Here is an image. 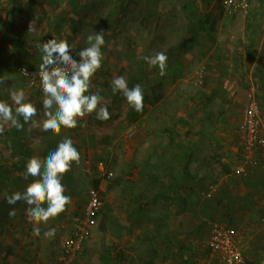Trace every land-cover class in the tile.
Here are the masks:
<instances>
[{"label":"rangeland","instance_id":"rangeland-1","mask_svg":"<svg viewBox=\"0 0 264 264\" xmlns=\"http://www.w3.org/2000/svg\"><path fill=\"white\" fill-rule=\"evenodd\" d=\"M175 3L182 7L161 14L155 0H0V77L5 81L0 84V101L7 102L14 112L9 91L23 90L26 101L37 107L33 119L40 124L36 127L30 121L20 135L11 122L0 120L4 129L0 134V264H31L36 260L49 264H161L157 260L163 264H225L223 254L208 243L216 224L237 233L243 256L236 264H249L245 255L252 259L257 252L264 253L262 214H241L240 223L230 222V209L223 214L210 211L214 205L221 209L224 199L220 200L218 191L209 197L207 190L182 195L171 189L172 176L156 174L159 168L153 165L161 162L168 169L165 164L172 162L173 145L167 139L176 135L173 126L184 130L189 126L195 141L190 157L193 162H221L229 168L227 172L223 167L221 173L235 172L233 176L243 177L251 175L259 163L264 165V152L259 154L257 165H245L242 158V125L251 89L256 92L264 127V0H248L246 12L227 11L222 0ZM191 3L196 11L189 14L183 7ZM32 21L36 30L28 31ZM96 31H103L104 60L92 77L90 90L99 91L101 106L107 107L110 118L100 121L93 113L79 119L76 128L62 129L59 135L44 132L43 94L30 87L20 67L39 66L42 54L37 45L51 38L66 40L76 56ZM14 38L18 46L11 42ZM192 38L195 41L190 43ZM183 43L187 46L181 49ZM216 49L234 62L231 70L223 69L228 73L229 87L202 102L209 80L207 53ZM157 52H171L179 62L185 56L193 61L189 66L178 62L176 69L174 60L168 59L166 75L160 76L158 67H150L141 59ZM118 76L125 77L130 88L163 84L164 99L137 113L121 93H112L111 82ZM176 91L183 101L178 99L171 110L170 97ZM180 115L189 122L175 125ZM19 119L24 123L22 117ZM26 129H30L28 134ZM66 137L72 139L81 156L79 164L73 162L62 179L71 203L57 218L38 225L41 234L37 237L28 221V205L23 201L9 205L5 194L22 192L35 179L24 178L26 168H15L22 153L29 159H44ZM100 162L113 176L99 171ZM240 167L248 174L240 173ZM96 181L102 186L104 208L89 242L72 259L63 249V240L71 233L73 220ZM251 194L247 189V198H243L247 206L256 202ZM260 201L250 207L264 208L263 194ZM12 209L16 214L10 217ZM53 228L54 237L45 238L44 233ZM172 229L176 233L172 238L167 235L160 240L155 236L157 231L174 234ZM255 240L260 244L252 243Z\"/></svg>","mask_w":264,"mask_h":264},{"label":"clouds","instance_id":"clouds-1","mask_svg":"<svg viewBox=\"0 0 264 264\" xmlns=\"http://www.w3.org/2000/svg\"><path fill=\"white\" fill-rule=\"evenodd\" d=\"M33 21L28 26V31H35ZM88 47H85L76 55H72V48L66 40L48 39L42 45H37L41 52L42 62L39 65L38 75L43 92L42 106L44 116L42 130L59 135L62 129H74L78 126V120L95 113L96 119L107 121L110 113L106 106H101L102 96L99 91L91 93L92 77L102 67L104 54L102 47L105 44L103 31L95 32L87 37ZM150 67H158L159 75H166L168 57L164 52H157L153 56L141 57ZM4 78L0 77V84ZM113 94L121 93L128 106L137 113L143 111L144 93L140 84L133 87L123 76L114 78L111 82ZM11 101L16 106L13 108L5 101H0V120L11 122V126L22 130L24 124L30 121L33 126L40 124L33 118L37 116V107L26 101L23 90L12 89L9 91ZM22 117L23 122H20ZM30 130V129H29ZM4 131L0 127V134ZM81 159L79 151L74 147L71 138H65L58 143L56 148L44 158L32 157L26 164V170L22 175L25 179L35 178L26 185L25 189L12 195L5 194L9 205H15L23 201L28 205L27 217L33 224V234L40 236L41 223L47 224L57 218L71 203V197L65 195V187L62 183L63 176L71 170L73 162L79 164ZM46 205V206H45ZM15 209L9 212V216H15ZM55 229H49L44 233L45 238H52Z\"/></svg>","mask_w":264,"mask_h":264},{"label":"crops","instance_id":"crops-1","mask_svg":"<svg viewBox=\"0 0 264 264\" xmlns=\"http://www.w3.org/2000/svg\"><path fill=\"white\" fill-rule=\"evenodd\" d=\"M157 3L156 6L159 11H161V14H165L164 10L166 13L168 11H171L172 7H175L177 9H180V7L175 3V0H155ZM183 9L189 10L187 11L189 14L194 13V9L196 11V8L193 6L191 3L190 5L184 6ZM172 12V11H171ZM216 49V53L212 50H209L208 57L206 61L208 62L206 64L207 67V78L208 80V85H206V89L204 90V96L201 101H205L207 97H214L216 94H222V90H227L229 87V77L228 73L224 72L228 71V69H232L234 66V62L228 59H225L221 56L220 51ZM169 60H174L175 68H178V58L173 56V53L169 52L166 54ZM192 58L190 56H185L183 59H180L181 64L188 65ZM193 61V60H192ZM188 68V67H186ZM224 69V70H223ZM223 70V71H222ZM178 82H175L172 84L173 87H176L178 85ZM178 95V91L175 92L170 97L169 103L171 104V110L172 106H175L178 104V99L183 101ZM164 99V98H163ZM210 102V101H208ZM174 109V108H173ZM191 110V109H190ZM208 111V110H207ZM227 111V117L229 115V110ZM174 111H171L173 113ZM182 118V119H180ZM175 125H178L179 122L185 123L189 122L188 117L184 118V115H180L176 118ZM176 131L174 134L175 136H172L170 134V138L167 139V142L171 145H173L172 149V162H169V165L165 164V167L168 169H164V166L161 162H153V165L155 166L156 170L159 168L158 172L156 174H163L164 176L171 175L172 178L170 179L171 181L169 184L171 185V189L173 187V190L180 191L182 195H191L194 193L193 190L199 192L200 190H208L209 186L212 185L213 183H219L216 184L218 186V196L220 200L224 199L223 203H221V209L220 206L214 205L211 212H218L216 210H219L220 214H223L222 212L230 209L229 214L232 216V219L230 218V222L233 221V223H240L239 222V217L241 214H247L250 213L253 216L260 215L262 214L264 216V208H261V206L258 208H253L250 206H255L259 205L260 199H261V194L264 195V165L262 163L256 162L255 164L257 165L255 168L253 167L250 171L251 175H247V177H243L244 175H235L234 174H228V173H221L222 168L224 167L223 163L219 162H193V160L190 159L191 154L194 150V139L190 135L189 131V126L186 127L184 130L181 126H173ZM27 134L29 133V129L26 131ZM263 132H264V127H263ZM24 134V133H23ZM172 136V137H171ZM156 150L159 151V148ZM149 163V162H148ZM148 163L145 165L148 167ZM171 163V164H170ZM150 165V163H149ZM146 167V169H147ZM246 167V166H245ZM245 167H240L239 171L240 173L243 174H248V170L244 169ZM201 169V170H200ZM224 169L227 171L229 168L224 167ZM244 169V171H241ZM200 170V171H198ZM234 171V170H233ZM229 172V171H227ZM166 174V175H165ZM226 174V175H224ZM256 174V176H254ZM253 175V176H252ZM238 177V178H237ZM255 177V178H254ZM254 178V179H252ZM237 179V180H236ZM238 180L241 181L242 184L238 182ZM244 184V185H243ZM220 185V187H219ZM245 187V188H244ZM241 188H244V190H241ZM247 189H250L252 192L250 198H254L256 202H252L250 205L248 200L247 204L250 206H247L244 204L243 198H247L245 194L247 193ZM240 195H243L241 197ZM238 200H240L238 202ZM243 200V202H242ZM243 207V208H241ZM244 207L248 208L249 211L245 210ZM187 213V211L185 212ZM264 219V217H263ZM264 221V220H263ZM174 234L172 233L169 235V238H172L176 235L175 230L172 229ZM240 243V242H239ZM252 243H257L256 245L260 244V240H255ZM262 245H264V240L262 241ZM263 252V251H261ZM259 253L257 252V255H251L253 256L252 259H249L247 255H245L246 261H248L249 264H264V253ZM255 254V253H252ZM263 254V255H260ZM243 256V255H242ZM21 261V259L19 260ZM163 264L161 260H157L156 263ZM169 262V260H167ZM172 264V263H171Z\"/></svg>","mask_w":264,"mask_h":264},{"label":"built area","instance_id":"built-area-1","mask_svg":"<svg viewBox=\"0 0 264 264\" xmlns=\"http://www.w3.org/2000/svg\"><path fill=\"white\" fill-rule=\"evenodd\" d=\"M224 8L231 12H246L249 4L248 0H223ZM87 45L86 47H88ZM76 59L79 57L73 56ZM39 68L29 69L20 67L19 72L27 80L31 88L43 94L40 86V77L38 75ZM91 93L97 92L95 88L90 90ZM243 145L242 158L245 165H254L258 161L259 154L264 152V132L263 118L259 103L256 98V92L251 89L248 93V103L244 110V121L242 125ZM91 168V167H90ZM99 171L104 175L113 176L104 162L99 163ZM241 171H244L242 169ZM218 191V187L214 184L210 185L207 196H211ZM104 208L102 198V186L93 185L89 191V198L82 211L77 214L73 220V228L71 233L63 240V249L72 259L79 255L85 245L89 242L92 231L97 223L98 216ZM209 246L216 252H221L225 260V264H236L241 259L242 252L237 233L234 229L216 224L213 226ZM31 264H49L42 260H36Z\"/></svg>","mask_w":264,"mask_h":264},{"label":"trees","instance_id":"trees-1","mask_svg":"<svg viewBox=\"0 0 264 264\" xmlns=\"http://www.w3.org/2000/svg\"><path fill=\"white\" fill-rule=\"evenodd\" d=\"M223 1V0H222ZM195 39L192 38V40L190 41V43L194 42ZM15 46H18V39H12L11 41ZM187 46V44H182L180 46L181 49L185 48ZM22 67H27L29 69L32 68H39V66H32L30 64L27 65H23ZM163 84H159V85H154V86H150L148 88L144 87L143 89V93H144V108H143V112H145L149 107H154L155 105H157L158 103H160L163 98H164V93L162 92L161 88H162ZM123 97V95H122ZM124 98V97H123ZM120 102V100H118ZM134 119H136V117H134ZM25 125V124H24ZM26 128V125L24 127V129ZM27 130V129H26ZM26 130L24 132H26ZM17 133H19L20 135L23 134V129L22 130H18ZM15 137V136H14ZM29 158L25 155V154H21L20 155V160L14 164L15 168L19 171H22L23 169L26 168V164L28 162ZM214 184V183H213ZM95 185L98 187L100 185L99 181L95 182ZM215 185V184H214ZM160 238V240H164L165 236H169L168 232L166 234L163 233V231L159 232L157 231L155 236H157ZM151 240V239H150ZM154 240V238H153Z\"/></svg>","mask_w":264,"mask_h":264}]
</instances>
